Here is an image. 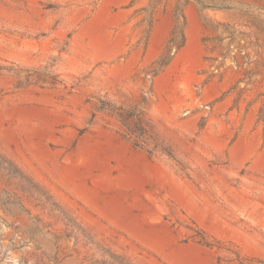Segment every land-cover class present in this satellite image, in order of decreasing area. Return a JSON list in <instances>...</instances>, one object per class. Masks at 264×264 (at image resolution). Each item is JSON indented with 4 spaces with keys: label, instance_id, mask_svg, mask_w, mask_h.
<instances>
[{
    "label": "rangeland",
    "instance_id": "rangeland-1",
    "mask_svg": "<svg viewBox=\"0 0 264 264\" xmlns=\"http://www.w3.org/2000/svg\"><path fill=\"white\" fill-rule=\"evenodd\" d=\"M0 264H264V0H0Z\"/></svg>",
    "mask_w": 264,
    "mask_h": 264
}]
</instances>
